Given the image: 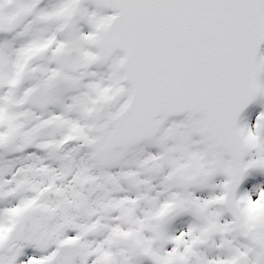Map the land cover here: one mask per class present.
Here are the masks:
<instances>
[{"label":"snow or ice","instance_id":"6c2138e0","mask_svg":"<svg viewBox=\"0 0 264 264\" xmlns=\"http://www.w3.org/2000/svg\"><path fill=\"white\" fill-rule=\"evenodd\" d=\"M0 264H264V0H0Z\"/></svg>","mask_w":264,"mask_h":264}]
</instances>
